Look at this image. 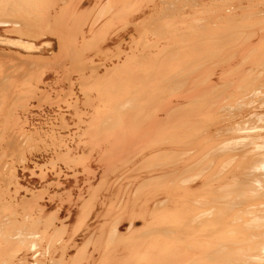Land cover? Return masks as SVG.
<instances>
[{
  "label": "bare ground",
  "instance_id": "6f19581e",
  "mask_svg": "<svg viewBox=\"0 0 264 264\" xmlns=\"http://www.w3.org/2000/svg\"><path fill=\"white\" fill-rule=\"evenodd\" d=\"M1 46L0 264H264V0H0Z\"/></svg>",
  "mask_w": 264,
  "mask_h": 264
},
{
  "label": "rangeland",
  "instance_id": "374dc122",
  "mask_svg": "<svg viewBox=\"0 0 264 264\" xmlns=\"http://www.w3.org/2000/svg\"><path fill=\"white\" fill-rule=\"evenodd\" d=\"M42 38H44V37H40V39H42ZM46 38H49V37H45L44 39H46ZM52 41V40H51ZM53 46V48H52V51L54 52V50H57V46L56 45H52ZM112 46V45H111ZM4 48H6V47H4ZM1 50H0V54H2V55H0V65H3V64H8V65H10L11 63H9V62H13L14 64H19L18 62H17V59L15 58V56L16 55H18V54H16L15 55V52H13V53H11L10 52V54H14L13 56L12 55H10V57H6V54H4V52H3V47L1 46V48H0ZM3 52V53H2ZM5 52H8V51H5ZM20 54H22L23 55V53H20ZM52 53H50V52H45L44 53V55H46V56H50ZM10 60V61H9ZM7 61V62H6ZM12 65V64H11ZM10 68H11V70H13L14 69V66L12 65V66H9ZM6 67H4L2 70H1V73H0V86L1 85H3V81L5 80V77L4 76H2V74H3V71H4V69H5ZM13 68V69H12ZM23 70H25V71H27V73L28 72H30L31 71V69H30V67L29 68H26V69H23ZM29 70V71H28ZM25 71H23L24 72V74L22 73L21 74V76H20V74H18L19 76V79H18V82H19V84L17 83V85L18 86H26V72ZM16 77V76H15ZM24 77V78H23ZM2 78L4 79V80H2ZM23 78V79H22ZM23 80V81H22ZM25 80V81H24ZM13 93V92H12ZM12 93H9L8 94V97H9V95H11ZM19 99V98H18ZM9 101V100H8ZM12 102V101H11ZM1 112H3V111H1ZM1 114V113H0ZM3 117V116H2ZM5 118H6V116H4L3 118H1V120H0V122H3L4 120H5ZM8 120H10V122H7L8 123V125H11V126H13L14 127V124H13V122H14V119L13 118H8ZM6 121V120H5ZM11 123V124H10ZM14 123H17V121L16 122H14ZM21 123H19L18 125H20ZM23 124V123H22ZM0 125H1V123H0ZM43 131H44V129H43ZM1 148L2 147H0V157H2V158H4V159H1V161H0V163L2 164L4 161H6V158H10V156L9 155H5V154H2L1 155V152L3 151V149H4V147L2 148V151H1ZM5 156V157H4ZM9 156V157H8ZM0 164V165H1ZM2 166V165H1ZM34 166H33V162H31V163H27L25 166H23V167H21L19 170H18V172L16 173V170H15V168H14V175H16V174H19L21 177H22V180H21V182H23L24 184H27V183H29V185L32 187V190L33 191H37V192H43L44 193V197L41 199V201H40V204H44L46 207H45V211H44V215H47V214H50V213H55V215H56V217L54 218V221H52V225L50 224V225H48V229H49V233H51V232H55V230H53L56 226L55 225H60V223H64L63 221H67L68 220V222H66L65 223V225L68 223V229H70L71 228V226L72 225H74L75 224V212H74V214H72V216H68V209H69V200H71V198L73 197V195H68L67 194V192H69V190L72 188V191H74V193H75V195H76V193L77 192H79V188L82 186V184H83V179H82V176H80V178H79V183L78 184H76V183H74L75 182V180L73 179V178H68V177H63V179H61V182L59 181L58 182V184H51V182H52V176L51 175H47L46 176V178H39V174L38 173H36V174H33L32 175V168H33ZM7 168V169H6ZM2 167V171H4V173L2 172L1 174H0V182L1 183H3L2 184V186L4 185V182L5 181H8V178L9 177H11L12 175L8 172L7 173V171L9 170V168L8 167ZM4 169V170H3ZM6 169V170H5ZM6 174H9V175H6ZM4 177H3V176ZM5 175L6 176H8V178L7 179H5L6 177H5ZM13 175V176H14ZM4 179H3V178ZM5 186H7L6 184H5ZM78 186V187H77ZM55 191H58V193L57 194H61V195H59V196H57V198H55V200H52V201H50V197L53 195V193L55 192ZM39 192V193H40ZM64 192V193H63ZM79 195H77V197H78ZM70 197V198H69ZM85 197H87V196H85ZM47 198H49V199H47ZM27 198L26 197H20V203L23 201L24 202V200H26ZM24 206H26V205H23V206H20L19 208H18V210H21L20 211V213L22 214V212H25L24 211ZM23 208V209H22ZM57 209H59L60 211L58 212L57 211ZM35 211L37 210L36 208L34 209ZM54 211H56V212H54ZM58 216V217H57ZM73 218V219H72ZM92 219L93 218H91V219H89L88 221H87V223H90V225H91V227H94V226H96L97 224H96V222H91L92 221ZM51 226H54V227H51ZM50 227V228H49ZM73 227V226H72ZM122 227H124V224H123V226ZM84 228H85V225H83L80 229H79V232H78V234H77V236H76V239H77V243H81L82 241H83V239H85L86 238V236H87V233H85V231H84ZM68 233V232H67ZM80 239V240H79ZM71 251H70V253H72L73 251H75V249H73V248H71L70 249ZM70 256L72 257L73 255H71L70 254Z\"/></svg>",
  "mask_w": 264,
  "mask_h": 264
}]
</instances>
